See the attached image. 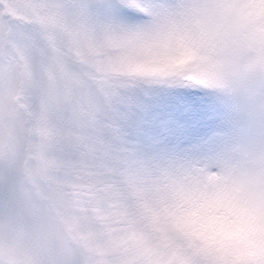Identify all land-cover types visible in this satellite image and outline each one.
Returning a JSON list of instances; mask_svg holds the SVG:
<instances>
[{
  "label": "rangeland",
  "instance_id": "rangeland-1",
  "mask_svg": "<svg viewBox=\"0 0 264 264\" xmlns=\"http://www.w3.org/2000/svg\"><path fill=\"white\" fill-rule=\"evenodd\" d=\"M0 264H264V0H0Z\"/></svg>",
  "mask_w": 264,
  "mask_h": 264
},
{
  "label": "snow or ice",
  "instance_id": "snow-or-ice-1",
  "mask_svg": "<svg viewBox=\"0 0 264 264\" xmlns=\"http://www.w3.org/2000/svg\"><path fill=\"white\" fill-rule=\"evenodd\" d=\"M200 118L196 109L166 102L157 94L136 102L128 118V128L138 139L161 146L177 137L188 136Z\"/></svg>",
  "mask_w": 264,
  "mask_h": 264
}]
</instances>
